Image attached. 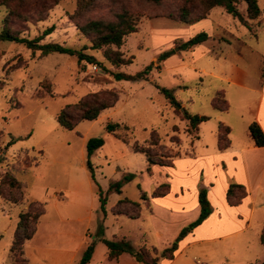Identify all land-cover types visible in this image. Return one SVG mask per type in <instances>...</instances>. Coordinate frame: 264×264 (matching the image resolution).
<instances>
[{"label":"rangeland","instance_id":"rangeland-1","mask_svg":"<svg viewBox=\"0 0 264 264\" xmlns=\"http://www.w3.org/2000/svg\"><path fill=\"white\" fill-rule=\"evenodd\" d=\"M51 1L46 0L45 5ZM257 3L260 13L253 19L247 18L244 2L237 5L248 25L221 6L211 8L196 24H184L176 19L179 9L186 5L190 7V16L200 15L198 0H162L157 4L146 0H117L112 8L111 2L98 0L84 19L109 18L121 8L138 15L137 31L127 34L117 49L123 57L130 58V62L118 67L106 60L104 47L92 48L88 38L77 29L71 16L76 0H57L46 10L42 20L14 22L13 27L19 30L20 37L27 39L42 35L45 29L52 27L41 43L70 46L93 56L95 61L61 53L43 56L39 50L26 48L24 43L0 39V181L5 175L15 177L22 194L21 199L12 202L18 192L10 196L8 186L0 182V234L5 230L0 238V264H15L9 258L12 229L19 211H24L32 201L42 203L46 214L31 245L47 250L49 244L58 242L56 238L49 239L46 231L52 214L50 202L54 194L70 187L79 188L87 197L84 242L86 247L92 246L94 254L89 264H98L103 259L107 251L103 239H123L134 248L144 243L143 247L152 245L158 250L166 246L165 242L171 243L179 230L200 213L199 207L194 209L193 205L195 196L198 198L196 190L199 193L202 188L201 179L215 177L212 203L215 206L223 203L224 183H231V176L221 167L209 170L201 156L217 144L219 123L227 125L233 136L248 135L246 122L253 117L254 93L264 71V0ZM37 8V5L30 6L29 13ZM5 15V7L0 6V29ZM199 32H206L208 39L186 50L178 48L182 41ZM169 49L174 53L158 60V55ZM150 63L152 69L146 80H115L109 73L133 74ZM231 72V78L227 79ZM156 84L171 88L190 113L209 117L198 125L197 139L194 129L170 106ZM93 92L102 97L116 92L118 99L97 119L82 120L72 130L56 121L65 105L76 103ZM212 99L220 107L225 100L228 109L215 110ZM110 122L120 124L116 130L118 136L127 137L128 142L106 130ZM152 135L157 143L150 145ZM95 137H102L103 144L89 157L93 180L86 163V143ZM135 141L152 147L153 153L171 160V164H149L144 154L132 150ZM194 155H197L195 161L188 164V159H193ZM183 159L186 161L181 162ZM128 174H132V178L122 183L120 193L109 190L112 182ZM99 191L105 198L104 210ZM253 192L262 206L254 208L251 222L264 224V191L260 198ZM142 194L147 197L144 199L147 204L143 203ZM121 198L139 203L138 217L112 214L111 209ZM129 211L136 210L132 207ZM223 243L227 241L207 246L212 247L209 257L202 254L201 246L186 249L176 264H244V255L234 251L233 246L225 248ZM253 245L258 251L249 256V263L256 264L264 257V244L255 239ZM45 253L50 255V251L35 252L33 261L44 263ZM78 261L79 258L76 263Z\"/></svg>","mask_w":264,"mask_h":264},{"label":"trees","instance_id":"trees-1","mask_svg":"<svg viewBox=\"0 0 264 264\" xmlns=\"http://www.w3.org/2000/svg\"><path fill=\"white\" fill-rule=\"evenodd\" d=\"M98 0H76V8L74 13L71 15L77 26L79 32L88 38L90 46L95 49H101L104 47V57L110 62L114 67H118L121 64H127L130 62V58L123 57L122 53L117 49L123 44L124 38L127 34L137 31V20L138 15L129 9L121 8L118 11H114L109 18H103L101 16L95 18L86 17L87 14L95 5ZM111 2L112 5L117 2V0H107ZM148 2L157 4L162 0H146ZM201 6V13L195 17L190 16V7L183 5L176 16V19L180 23L184 24H194L201 19L205 18L207 12L215 7L221 6L233 17L237 18L242 24L248 25V22L240 14L237 9V5L240 2L246 4L247 18H256L260 9L257 0H198ZM46 0H0V6H4L6 9V15L2 19L3 27L0 29V39L10 40L14 42L24 43L26 48L31 50H39L41 55H47L50 53H61L76 55L79 60L85 59L88 62L95 61V58L91 55L83 53L79 49H75L70 46H64L57 42H45L41 43V40L45 34L52 30V27H48L44 30L42 35L36 36L32 39H27L20 37L19 30L13 27L15 21H29V20H42L46 15V10L50 9L52 5L57 3V0H52L48 6L45 5ZM38 6L31 14L29 13L30 6ZM83 19V21H81ZM208 39V34L206 32H199L194 34L185 41H182L178 48L186 50L200 44ZM114 46L116 49L111 48ZM174 53L173 49H169L161 52L158 55V60H164L168 56ZM152 69V63L146 65L142 70L135 72L133 74L124 73L120 71H109L115 80H128V81H138L146 80L148 74ZM264 78V71L262 73ZM156 87L164 98L168 101L170 106L178 112L183 119L187 120L191 129H194L197 138L198 125L207 120L209 117L206 115H198L190 113L181 102L175 97L173 90L164 86L156 84ZM109 97H102L99 93L93 92L82 97L78 102L73 104L65 105L57 114L56 121L65 129L72 130L76 125L82 120H95L98 118L100 113L105 109L112 107L118 99L116 92H109ZM212 107L216 110L225 111L228 109V103L223 101V107L218 106L215 100L212 99ZM120 127L118 123H107L106 130L115 136H118L117 128ZM126 129L127 127L124 126ZM230 128L227 125L219 123L217 129V143L218 148L224 149L228 145V134ZM248 133L252 138L256 146H264V133L262 132L259 125L252 121L248 125ZM124 142H128L127 137H119ZM157 138L153 135L150 137V145L156 144ZM102 137L91 138L86 143L87 152V167L90 170L91 177L94 180V173L89 157L92 152L102 146ZM132 150L134 152H139L144 154L146 161L149 164H158L168 166L171 164V160H166L164 157L153 153L152 147L139 145L138 142L132 144ZM132 178V174L124 175L121 179L112 182L109 185V190H114L116 192H121V185L124 181H128ZM1 184H5L9 188V195L13 192H18V197L13 196L12 202H17L21 199V189L19 181L11 176L5 175L0 181ZM12 192V193H11ZM247 194L244 185L230 183L226 190V200L229 205L238 204L242 198ZM141 199H147L144 194L141 195ZM99 201L102 210H104L105 198L99 191ZM198 202L200 205V213L198 217L187 226L180 229L175 239L166 247L158 250L156 247H139L134 248L128 241H112L103 239L105 246L107 247V258L117 259L118 256L126 252L128 253L137 264H157L160 259H172L174 257V252L178 247V242L194 227L202 222L210 213L211 206L206 196L205 188H200L198 193ZM122 206L119 208V206ZM135 208V212H130L129 209ZM139 203L128 198H121L111 209L113 215H126L128 217L136 218L139 216ZM44 213V206L38 201H32L29 206L18 214V220L15 226L13 238L9 247V254L15 264H26V260L23 258V245L24 242L30 239L35 230L37 222L40 216ZM132 213V214H131ZM260 241L264 243V228L260 233ZM92 254V246L88 245L76 264H86L89 262ZM252 264V263H249ZM256 264H264L263 259Z\"/></svg>","mask_w":264,"mask_h":264},{"label":"crops","instance_id":"crops-1","mask_svg":"<svg viewBox=\"0 0 264 264\" xmlns=\"http://www.w3.org/2000/svg\"><path fill=\"white\" fill-rule=\"evenodd\" d=\"M239 71L243 73V71ZM232 72L226 77L227 79L231 78L229 76ZM252 105L254 110H251V106L249 107V110L253 112V117L251 120H247V128L249 123L255 121L264 133V78H262L261 84L255 90ZM217 111L224 112L220 110ZM224 123L227 122L224 121ZM196 157L197 155H194L193 159H188V164L194 162ZM201 157L207 161L209 165L208 169L211 171L216 170L219 167L226 169L231 176V183L244 185L247 194L238 204L229 205L226 200V190L230 183L228 184L226 182L224 183L225 199L223 203L219 204V206H215V204L212 203L211 196L215 188V177L208 176L207 178H204V180L201 179V187L206 189V196L212 206V212L178 242V247L175 250L172 259L162 258L157 264H176L181 253L186 249L193 250L196 246H201L203 249L202 254L209 257L212 255V251L210 250L212 247L210 248L207 246L219 241H227V243H223L222 246L225 248H232L233 246L234 251L238 250L244 255L242 256L244 264H249V256L258 251L257 247L253 245L255 244V239H259L260 241V233L264 228L263 223L255 225L251 222V215L254 212V208L257 205L262 206L259 201H256L252 192H257L258 197L260 198L261 191H264V146H256L249 133L248 135L233 136L231 135L230 129L228 134V145L226 148L220 150L217 143L216 145L211 146L210 152L203 154ZM184 161L186 160L183 159L181 162ZM196 193L198 196L197 190ZM53 197V201L50 202L52 214L47 220L46 231H48V235H50L49 239L56 238L58 242H52L55 246L49 244L47 250L42 246L31 245L34 236L39 232L40 224L42 222L41 218L46 214L44 209V213L40 216L37 222L33 236L26 240L23 245V256H25V258H23L26 260V264H28V262L31 264H39L38 262L33 261V259L35 258V252L42 250L43 252L50 251V255H47V253L43 255L45 258L43 261L44 263L42 264H75L76 260L78 258L80 259V254L86 247L84 242L86 226L83 225L86 218L85 213L87 212L86 195H84L79 188L70 187L67 188V190L54 194ZM143 203L147 204V201L143 200ZM198 207L200 210L198 198L195 196L193 208L197 209ZM172 211L177 212L174 209ZM20 212L21 211H19V213ZM198 215L196 217H198ZM15 226L16 224L12 229L11 241ZM4 232L5 230H2V233ZM2 233L0 234V238L2 237ZM158 235L160 236V234ZM59 240H62V243H60ZM165 243H167L165 244L166 246L170 244L168 242ZM64 244H67V246H60ZM143 245L145 244L143 243L140 246ZM204 245H206V247ZM166 246L161 247L164 248ZM150 247H152V245ZM161 247L158 248L161 250ZM106 252L103 259L99 260L98 264H107L108 262H112L113 264H137L136 261L126 252L121 253L117 259H108ZM93 255L94 254L92 253L89 262L86 264L93 261Z\"/></svg>","mask_w":264,"mask_h":264},{"label":"built area","instance_id":"built-area-1","mask_svg":"<svg viewBox=\"0 0 264 264\" xmlns=\"http://www.w3.org/2000/svg\"><path fill=\"white\" fill-rule=\"evenodd\" d=\"M93 69H96V66H93Z\"/></svg>","mask_w":264,"mask_h":264}]
</instances>
